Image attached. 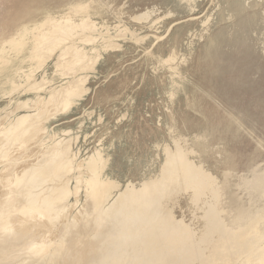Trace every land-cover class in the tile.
Segmentation results:
<instances>
[{
    "label": "rangeland",
    "instance_id": "1",
    "mask_svg": "<svg viewBox=\"0 0 264 264\" xmlns=\"http://www.w3.org/2000/svg\"><path fill=\"white\" fill-rule=\"evenodd\" d=\"M191 7L183 0H0V117L6 115L3 109L36 97L26 90L25 74L40 62L30 59L36 53L31 45L49 18L72 13L80 21L91 15L98 32L105 33L106 27L113 35L117 32L111 39L118 45L105 47L110 52L89 73L88 93L72 110L48 121V132L64 137L71 131L75 150L84 158L102 149L110 157L106 174L125 184L159 173L165 146L174 147L170 130L175 128V135L184 134L199 154L193 159L220 179L219 207L235 227L264 215V0H196ZM155 8L161 13L151 20L170 10L174 15L147 24L132 20ZM120 21L133 33H125ZM84 33L76 32L71 40L91 58L93 46L79 41ZM97 47L103 53L101 42ZM174 53L179 56L176 63L183 55L189 61L180 66L183 78L170 68ZM45 72L53 80L50 89L70 81L67 75H56L52 61L36 71V78ZM9 80L22 85L13 89ZM80 199L84 202L85 191ZM181 199L175 213L190 221L193 207L187 196ZM260 232L264 234V220ZM259 247L264 244L259 242ZM211 250L219 260L230 255L226 239H217ZM237 264L264 260L244 255Z\"/></svg>",
    "mask_w": 264,
    "mask_h": 264
},
{
    "label": "bare ground",
    "instance_id": "2",
    "mask_svg": "<svg viewBox=\"0 0 264 264\" xmlns=\"http://www.w3.org/2000/svg\"><path fill=\"white\" fill-rule=\"evenodd\" d=\"M183 1L191 7L196 0ZM159 13L156 8L147 9L132 20L147 24ZM171 15L170 10L162 18ZM125 23L118 25L125 27V33H133ZM108 29L112 28L99 33L91 15L78 21L70 13L50 17L32 41V53H36L30 59L40 58V62L25 77L26 90L36 97L18 101L11 110V106L3 109L6 115L0 117V163L7 162L0 171V264H237L244 255L252 261L264 260V247H259V242L264 244L260 232L264 215L229 226L219 207L220 179L193 159L196 150L184 134L175 135V128L170 130L174 147L165 146L159 173L125 184L106 174L110 157L102 149L84 158L77 147L75 150L71 131L64 137L48 132V121L72 110L88 93L89 73L110 52L105 47L118 45L111 39L117 32L113 35ZM80 30L85 33L78 40L94 48L91 58L71 40ZM99 42L103 53L97 47ZM38 48L44 53L39 55ZM169 60L174 75L183 78L180 66L186 64V57L176 63L179 56L174 53ZM50 61L56 75L69 76L67 84L50 89L53 80L47 72L36 78V71ZM10 82L13 89L22 85ZM82 191L84 202H80ZM182 196L193 207L190 221L175 213ZM72 227L76 232L70 233ZM217 239L227 240L230 254L221 260L211 250Z\"/></svg>",
    "mask_w": 264,
    "mask_h": 264
}]
</instances>
